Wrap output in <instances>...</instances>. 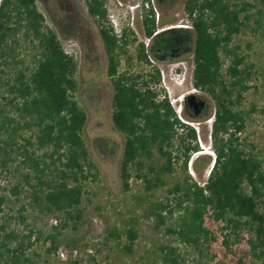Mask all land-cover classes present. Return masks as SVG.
<instances>
[{"label": "trees", "instance_id": "trees-1", "mask_svg": "<svg viewBox=\"0 0 264 264\" xmlns=\"http://www.w3.org/2000/svg\"><path fill=\"white\" fill-rule=\"evenodd\" d=\"M82 1L98 26L113 90L112 122L124 136L123 190H130L133 176L151 191L166 185L163 176L178 169L182 173L165 200L148 210L157 227L165 226L184 248L163 246V264H185L191 255L198 261L208 253L218 241L208 223L220 225L226 250L234 237L264 264V161L241 137L258 111L255 104H245L257 71L240 42L248 31H261L264 39V0H182L189 27L163 30L159 28L174 23L164 15L178 0H155L162 13L158 19L151 0H144L141 26L150 41L140 43L136 53L139 63L153 67L146 74L119 73L120 54L130 41L124 31L115 34L106 0ZM42 2L56 8L52 16L58 29L47 24L38 0H0V180H5L0 183V264H51L62 246L74 252L78 243L68 233L79 231L86 186L99 179L84 138L87 115L76 99L79 64L64 52L58 37V31L65 36L80 32L74 9L71 0ZM190 57L192 86L213 103L215 156L202 186L187 170L192 154L200 151L199 136L188 123L200 118L183 106L188 123L182 122L169 99L159 100L150 86L161 81L151 60ZM210 162L209 156L201 157L194 168L200 171ZM40 217L54 219L52 232L38 228ZM108 238L131 253L138 232L135 225L114 226Z\"/></svg>", "mask_w": 264, "mask_h": 264}, {"label": "rangeland", "instance_id": "rangeland-1", "mask_svg": "<svg viewBox=\"0 0 264 264\" xmlns=\"http://www.w3.org/2000/svg\"><path fill=\"white\" fill-rule=\"evenodd\" d=\"M144 0H106L109 23L115 34L122 35L130 43L120 54L118 71L132 74L152 72L153 67L137 61V48L140 43L149 44L141 26L140 6ZM74 9V25L80 30L76 34L65 36L58 30L60 42L73 40L78 47V91L76 99L87 115V123L84 129V138L92 160L98 168V181L88 183L87 194L84 197L82 207L84 218L77 233H68L77 240L78 247L75 251L68 250L65 246L61 251L64 257L53 256L51 264H163L162 247L172 244L179 246L181 252L184 248L166 233L165 226L157 227V222L149 217V208L155 203L164 201L167 190L176 181L182 178L179 169L173 175L163 176L166 182L164 187L147 191L142 180L134 176L130 180V190L124 191L120 180V165L124 148V136L114 128L112 122V95L113 90L107 75V59L102 40L98 33L97 24L88 16L82 0H71ZM155 7L156 19L162 17L155 0H151ZM38 5L46 17L47 24L55 29L53 16L56 12L54 5L47 7L42 0ZM164 19L174 20L173 24L165 28L178 25H188L183 11L182 0H178L169 14ZM81 39V40H79ZM240 42L246 61L255 66L257 75L251 83V89L245 95V104H255L257 112L252 115L253 121L248 123L241 137H247L264 161V39L261 31L253 33L248 31L240 36ZM122 44V42H120ZM154 68L162 70L165 77L164 88L151 84L152 89L161 96L160 91L170 94V99L178 100L176 107L191 90L192 63L191 57L186 60L163 61L151 60ZM156 86V87H155ZM163 86V85H162ZM198 92V91H197ZM196 92V93H197ZM200 93V92H199ZM209 103L208 117L200 118L193 124L199 130L197 144L199 152L192 154L187 165L189 175L193 180L203 185L208 177L213 164L215 153L209 139L210 125H212L213 103L202 92L200 93ZM159 99V98H158ZM161 100V99H159ZM211 158V162L202 170L194 168V162L201 157ZM156 164H161L157 155L154 156ZM134 174V173H133ZM1 185L5 180L1 178ZM135 225L138 239L131 249V253L123 252L117 246L114 239L108 238L109 230L116 226L120 229ZM209 227L218 236L211 249L198 261H194L193 255L189 256L185 264H258L249 254L248 246L237 243L234 237L229 239L231 243L229 251L222 245L223 237L220 235L219 224L208 223ZM37 226L46 233L52 232L55 226L54 219L40 217ZM48 247H39L43 252ZM208 254V255H207ZM94 258V262L92 259Z\"/></svg>", "mask_w": 264, "mask_h": 264}, {"label": "built area", "instance_id": "built-area-1", "mask_svg": "<svg viewBox=\"0 0 264 264\" xmlns=\"http://www.w3.org/2000/svg\"><path fill=\"white\" fill-rule=\"evenodd\" d=\"M175 27H189V24L188 25H178V26H175ZM61 45H62V48L64 50V52L68 55H71V56H74L75 60L77 61L78 60V47L77 45L75 44V42L73 40H64L61 42ZM160 71V75H161V81L158 83L157 86H159L160 88H164V85H165V77H164V72L162 70H159ZM163 85V86H162ZM156 87V86H155ZM152 88V87H151ZM197 90H191L190 93H196ZM161 93V96H158L159 99H164L165 97H167L171 103V105L173 106V108L175 109L176 113H177V116L178 118L184 122V123H188L187 121H185L183 118H182V104H180L179 106L176 107V104H177V101L178 100H173L172 98L170 99V94L169 93H166L165 91H160ZM183 101V98H181L180 102ZM190 124V123H188ZM192 125L198 136H199V130L198 128H196L193 124H190ZM211 128H212V125H210V133H209V139L211 140ZM59 256L61 257H64L65 253L63 251H60L58 253Z\"/></svg>", "mask_w": 264, "mask_h": 264}, {"label": "flooded vegetation", "instance_id": "flooded-vegetation-1", "mask_svg": "<svg viewBox=\"0 0 264 264\" xmlns=\"http://www.w3.org/2000/svg\"><path fill=\"white\" fill-rule=\"evenodd\" d=\"M161 57H165L162 55ZM196 96V104L194 102H190L189 100H183V106L189 107L192 110L193 117L195 118H204L209 109V103L201 94L194 93ZM204 103V106H198L197 104Z\"/></svg>", "mask_w": 264, "mask_h": 264}, {"label": "water", "instance_id": "water-1", "mask_svg": "<svg viewBox=\"0 0 264 264\" xmlns=\"http://www.w3.org/2000/svg\"><path fill=\"white\" fill-rule=\"evenodd\" d=\"M170 28H174V27H170ZM183 100H189L190 102H194L196 104V96L194 95V93H190L187 94L186 96H184ZM198 106H204V103H200L197 104Z\"/></svg>", "mask_w": 264, "mask_h": 264}]
</instances>
